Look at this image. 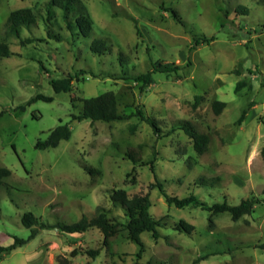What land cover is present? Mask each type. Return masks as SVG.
<instances>
[{"label": "rangeland", "instance_id": "1", "mask_svg": "<svg viewBox=\"0 0 264 264\" xmlns=\"http://www.w3.org/2000/svg\"><path fill=\"white\" fill-rule=\"evenodd\" d=\"M48 3L0 0V42L11 51L0 58V167L11 170L0 189V245L29 238L24 213L38 221L36 236L0 252V264H264V0H82L94 24L87 38L68 30L61 8L48 19ZM20 8L32 9L37 22L17 38L5 24ZM94 39L108 50L93 52ZM146 73L149 84L138 79ZM68 75L72 92L56 93L51 81ZM240 81L246 86L236 92ZM108 91L122 119H73L83 99ZM38 94L53 100L27 104ZM216 100L226 103L219 115ZM60 124L70 126V139L37 148ZM186 126L209 136L203 154ZM88 166L98 173L90 175ZM156 182L173 197L231 206L249 198L253 209L233 220L195 205L169 206L151 186ZM118 189L149 194L158 238L146 231L142 247L118 240L107 248L97 227L75 234L53 227L92 218L97 206L126 224L125 211L111 201ZM180 221L193 232L179 231ZM96 249V257L88 254Z\"/></svg>", "mask_w": 264, "mask_h": 264}, {"label": "trees", "instance_id": "2", "mask_svg": "<svg viewBox=\"0 0 264 264\" xmlns=\"http://www.w3.org/2000/svg\"><path fill=\"white\" fill-rule=\"evenodd\" d=\"M53 7H58L63 10L64 18L66 20L67 28L73 31L75 28L79 30V34L82 37H90L93 31V20L84 12L82 0H49L47 7L48 19L53 17ZM171 10L176 21L182 23L181 17L176 9ZM244 11H247L246 9ZM73 17L70 18V17ZM37 17L30 8H20L14 10L8 16L5 24V31L8 35H14L20 38V32L24 27H31L36 24ZM137 29V27H136ZM139 34V30L137 29ZM91 50L98 54H103L108 50V46L103 39H94L90 46ZM11 51L7 43L0 42V58L10 56ZM122 54L119 56V61L122 60ZM139 80L145 84L151 83L152 74L146 73L138 77ZM73 76L68 75L64 78H58L51 81V84L56 93L66 92L70 93L73 90ZM246 84L244 81L238 82L236 86V92H239ZM201 96H196L197 105ZM37 100L52 101L53 97L38 94L31 98L27 104L36 102ZM73 101V99H72ZM81 111L78 115L74 116V120L81 121L83 119H90L91 122L105 121L112 122L122 119V116L118 112V100L114 92L108 91L99 96L85 98L82 100ZM225 102L216 100L213 102V110L215 114L219 115L224 107ZM20 110H25V106L22 105ZM5 111L0 112V117L4 115ZM248 113V109H245L238 119V123L241 124ZM137 115L154 128L155 132H158L157 125L148 119L147 116L138 110ZM185 133L193 139L194 149L198 154H203L208 147L210 138L207 134L200 133L195 129L186 126L183 128ZM72 135L71 128L68 124H60L54 128L46 140H38L36 147L40 149L57 147L61 141L70 139ZM264 155V146L262 148ZM126 155L132 159L134 163L141 161V154L139 152H126ZM90 175L98 173L97 170L88 166L85 168ZM11 175V170L7 167H0V189L6 185V179ZM152 187H158L163 193L169 206L174 205L177 208H185L190 205L201 207L203 210L210 212L211 214L229 213L233 220H239L244 215L249 214L253 209V201L249 198L242 199L238 205L231 206L226 201L222 203H214L209 205L207 202H201L195 195H189L184 198L173 197L164 192L163 185L160 182L151 184ZM111 201L113 206L123 209L128 217V222L122 224L107 215L105 208L101 206L96 207L95 215L92 218H88L83 215L80 221L73 224L56 223L53 227L68 234L83 233L91 227H97L103 234V245L110 248L112 243L118 240L131 241L141 247L143 243L140 240V236L143 232H151L153 238L159 237L158 222L151 216L149 209L151 207V200L148 193L137 194L130 197L127 191L123 189L114 190L111 194ZM23 225L30 229V236L28 239H21L14 237V243L11 246L4 247L0 245V252L10 251L18 245L27 243L33 239L37 234V229L33 226L38 224L37 218L31 212H26L22 215L21 219ZM177 229L186 233H192L194 226L188 222L180 221L177 224ZM264 248V244L261 246ZM100 252V249L89 250L88 254L92 257H96Z\"/></svg>", "mask_w": 264, "mask_h": 264}]
</instances>
